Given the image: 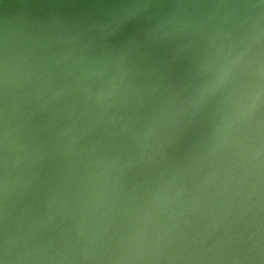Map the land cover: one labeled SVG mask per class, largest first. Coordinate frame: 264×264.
Masks as SVG:
<instances>
[{
    "label": "water",
    "instance_id": "obj_1",
    "mask_svg": "<svg viewBox=\"0 0 264 264\" xmlns=\"http://www.w3.org/2000/svg\"><path fill=\"white\" fill-rule=\"evenodd\" d=\"M0 264H264V0H0Z\"/></svg>",
    "mask_w": 264,
    "mask_h": 264
}]
</instances>
